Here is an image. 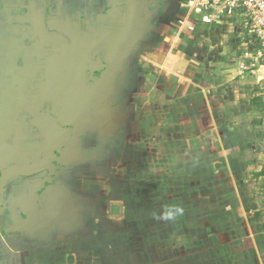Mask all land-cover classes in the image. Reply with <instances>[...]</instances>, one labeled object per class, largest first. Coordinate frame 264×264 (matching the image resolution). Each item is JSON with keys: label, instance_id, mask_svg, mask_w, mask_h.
<instances>
[{"label": "rangeland", "instance_id": "374dc122", "mask_svg": "<svg viewBox=\"0 0 264 264\" xmlns=\"http://www.w3.org/2000/svg\"><path fill=\"white\" fill-rule=\"evenodd\" d=\"M189 1L178 38L161 16L125 52L135 64L117 85L109 128L65 130L47 174L23 181L35 189L32 211L5 185L0 239L24 249L12 264H152L153 251L207 219L264 220V179L253 175L264 164V106L249 108L264 101V68L244 71L240 28L206 23Z\"/></svg>", "mask_w": 264, "mask_h": 264}, {"label": "crops", "instance_id": "0c3cea01", "mask_svg": "<svg viewBox=\"0 0 264 264\" xmlns=\"http://www.w3.org/2000/svg\"><path fill=\"white\" fill-rule=\"evenodd\" d=\"M185 2L0 0V172L41 158L47 142L33 125L37 120L45 125L51 121L64 131L103 124L109 128L117 85L125 68L135 64L124 61L125 52L139 48L160 27L161 16L177 27L178 38L184 23L180 26L177 20L189 24ZM30 178L7 184L14 185L32 211L35 189L23 191L28 185H22ZM1 196L0 216L7 207L3 203L2 208ZM234 213L232 219L210 218L198 231H185L168 243L167 251H153L152 264H264V220L256 214L236 220ZM244 223L250 230L249 248L242 238ZM12 244L0 239V264H12L24 250L12 252Z\"/></svg>", "mask_w": 264, "mask_h": 264}, {"label": "built area", "instance_id": "2783aa9c", "mask_svg": "<svg viewBox=\"0 0 264 264\" xmlns=\"http://www.w3.org/2000/svg\"><path fill=\"white\" fill-rule=\"evenodd\" d=\"M190 12L206 23L236 24L241 30L240 66L244 71L264 68V0H190Z\"/></svg>", "mask_w": 264, "mask_h": 264}, {"label": "water", "instance_id": "95a60500", "mask_svg": "<svg viewBox=\"0 0 264 264\" xmlns=\"http://www.w3.org/2000/svg\"><path fill=\"white\" fill-rule=\"evenodd\" d=\"M51 124L56 132H57V139L53 137L51 131L45 129L43 123L44 120H37L33 123V125L39 129L41 135L45 138L47 142L46 151L42 155V158L36 162H33L28 165H20V166H13L4 170L0 175V190L2 191L6 185V183L14 178L18 177H29L35 175L39 172L49 169V165L51 160L55 157V154H59L61 151V144L65 141L66 132L60 131L59 128L51 121H46Z\"/></svg>", "mask_w": 264, "mask_h": 264}, {"label": "trees", "instance_id": "16d2710c", "mask_svg": "<svg viewBox=\"0 0 264 264\" xmlns=\"http://www.w3.org/2000/svg\"><path fill=\"white\" fill-rule=\"evenodd\" d=\"M264 106V101L261 96H255L249 101V108L251 111L261 112ZM255 178L264 179V164L259 172L253 174Z\"/></svg>", "mask_w": 264, "mask_h": 264}, {"label": "flooded vegetation", "instance_id": "af4514ba", "mask_svg": "<svg viewBox=\"0 0 264 264\" xmlns=\"http://www.w3.org/2000/svg\"><path fill=\"white\" fill-rule=\"evenodd\" d=\"M60 131H61V130H60ZM62 131L64 132V130H62ZM66 138H67V137H66ZM66 138H65V141H66ZM65 141L61 144V148H60V149H61V150H60L61 152H60V153H62V152L64 151V145H63V144L65 143ZM60 153H59V154H60ZM55 156L57 157L58 154H55ZM56 157H55V158H56ZM41 158H42V156H41ZM41 158H40V159H41ZM53 160H54V158H53ZM53 160H51L50 164L52 163ZM11 167H13V166H10V167H8V168H11ZM8 168H6V169H8ZM6 169H4V170H6ZM4 170H3V171H4ZM3 171H2V172H3ZM42 173H46V174H47L46 170L42 171ZM38 174H41V172H39V173H37V174H35V175H32V176H29V177H34V176H36V175H38ZM23 178H26V177H23ZM14 179H15V178H14ZM10 181H11V180H10ZM10 181H8V182H10ZM8 182H7V183H8ZM7 183H6V186H7ZM6 186H5V187H6ZM5 187H4V189H3L2 191H0L1 194H2V192H4Z\"/></svg>", "mask_w": 264, "mask_h": 264}, {"label": "bare ground", "instance_id": "6f19581e", "mask_svg": "<svg viewBox=\"0 0 264 264\" xmlns=\"http://www.w3.org/2000/svg\"><path fill=\"white\" fill-rule=\"evenodd\" d=\"M43 126L45 127L46 130L48 129L49 132L51 131V134H53V137H54L55 139L58 138V137H57L58 134H57L55 128H54L51 124H48V125L43 124Z\"/></svg>", "mask_w": 264, "mask_h": 264}]
</instances>
